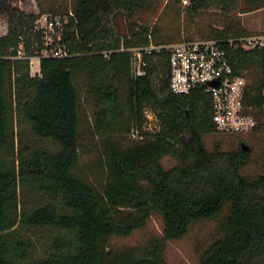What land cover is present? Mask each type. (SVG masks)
<instances>
[{
    "label": "trees",
    "instance_id": "obj_1",
    "mask_svg": "<svg viewBox=\"0 0 264 264\" xmlns=\"http://www.w3.org/2000/svg\"><path fill=\"white\" fill-rule=\"evenodd\" d=\"M37 1L40 13L72 8L77 21L65 41L71 54L41 59L40 74L33 76L29 59L11 56L17 55L21 37L33 54L37 14L0 0V15L9 23L8 33L0 36V264H166L168 241L186 237L195 224L218 217L227 207L223 237L200 264H264V173L243 174L245 139L238 134V150L209 151L205 135L222 134L213 123L211 95L201 88L184 95L172 92L171 52L143 51L160 45L150 41L148 29L134 28L133 40L122 39L115 17L143 8L148 0H72L69 9L52 4L50 11L42 5L45 0ZM238 1L189 0L186 9L191 15L212 7L230 12ZM245 3L244 12L264 7V0ZM141 34L145 40L136 41ZM247 34L243 26H233L214 29L208 38ZM223 47L236 70L248 75L249 93L261 91V51ZM136 51L146 62L142 76L133 70ZM83 74L89 75V92L99 105L89 150L81 141V96L75 83ZM124 90L130 116L114 131L110 114L122 112ZM147 108L160 129L135 139L129 132L143 127ZM15 117L35 136L57 143V149L21 145L17 165L9 166L3 154L15 155ZM94 150L108 173L101 188L81 169L84 155ZM168 156L178 161L169 169L163 164ZM153 215L163 219L162 237L126 249L111 246L113 237L142 230ZM44 235L45 245L40 244Z\"/></svg>",
    "mask_w": 264,
    "mask_h": 264
},
{
    "label": "rangeland",
    "instance_id": "obj_2",
    "mask_svg": "<svg viewBox=\"0 0 264 264\" xmlns=\"http://www.w3.org/2000/svg\"><path fill=\"white\" fill-rule=\"evenodd\" d=\"M12 4L14 7L27 13L38 15L41 12V4L37 0H12ZM52 4H55L56 7L62 6L65 9H69L72 5V0H45L42 3L47 11H50L48 9H50V5ZM188 5L189 0H148L145 6L139 10L130 13H118L115 18L122 39L127 35L133 40L135 32L132 30L134 28L140 31L148 29L150 41L160 45H169L184 39L208 38L214 29L224 30L233 26L235 28H242L243 26L249 33L264 32V7L244 12L246 10L245 0L235 3L230 12H225L218 7H212L202 10L196 15H191L187 11L186 7ZM8 25L7 17L0 15V36L8 33ZM153 32H155V35ZM136 36H138V39H135L136 41L140 40L143 42L145 40L144 34ZM34 63V69H31L32 72L38 70L39 67V61L35 60ZM75 83L81 96V141L84 148L89 150L93 146V130L99 110L98 98L89 92L90 79L88 74H83L81 77L76 78ZM123 97L122 112L110 114V122L114 123V131H117L121 120H126L130 116V110L125 100V90L123 91ZM147 113L152 114V121L147 117ZM145 116L146 121H149L152 129L158 130L160 128L159 119L149 108L145 110ZM237 136L209 133L205 135L204 140L209 151L218 149L221 151H234L238 150L241 145ZM241 136L246 141L244 147L248 153V160L242 172L249 178H255L264 173V133H251ZM14 137L15 155L13 156L7 152L3 154V158H5L9 166L13 164L17 165L16 158L21 145L28 144L30 149L43 146L54 150L57 149V143L35 136L31 126L20 120L18 121L16 117ZM21 139L22 141H20ZM218 144H220V147H218ZM94 152L87 154V156L84 155L81 169L101 188L102 184L108 180V173L104 165L105 163H103L99 154L96 153L97 151ZM177 163V159L171 156L166 157L163 161L164 167L167 169L174 167ZM36 194L38 193L36 192ZM228 212L229 207L225 208L218 217L195 224L186 237L168 241L164 253L166 264H200L203 254L216 240L223 237L221 224L223 219L228 215ZM162 235L163 219L161 216L153 215L142 230H137L126 237H113L111 239V246L117 249L142 246L147 244L151 239L160 238ZM32 237H35V235L32 234ZM45 243H48L47 235L41 236L40 239V244L45 245Z\"/></svg>",
    "mask_w": 264,
    "mask_h": 264
},
{
    "label": "built area",
    "instance_id": "obj_3",
    "mask_svg": "<svg viewBox=\"0 0 264 264\" xmlns=\"http://www.w3.org/2000/svg\"><path fill=\"white\" fill-rule=\"evenodd\" d=\"M76 21L72 8L64 13H39L34 20L31 34L33 54L27 53L25 38L21 37L20 44L14 48L17 55L11 58L29 59L32 70L35 60L39 61L38 70L31 71L33 76L39 75L41 59L64 58L71 54L65 41L70 37L71 26L75 27ZM224 44L234 50L261 51L263 59L261 91L253 90L249 93L248 75L236 70L231 62L229 50L223 47ZM163 48L171 52L169 62L172 92L184 95L201 88L209 93L212 99L213 123L219 133L230 135L264 133V32L222 40L184 39L169 45L151 44L142 50L149 53L151 50ZM105 55L108 56V53ZM145 65L141 51H136L133 58L136 76L145 74L143 68ZM146 115L149 120H153L152 114ZM158 130L152 129L149 121H146L142 128L139 126L132 128L130 135L135 139H142L145 132Z\"/></svg>",
    "mask_w": 264,
    "mask_h": 264
}]
</instances>
